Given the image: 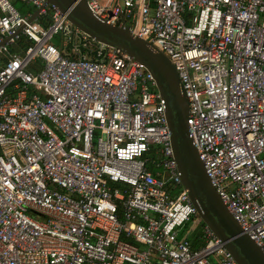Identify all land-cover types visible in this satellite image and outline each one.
I'll use <instances>...</instances> for the list:
<instances>
[{"label": "built area", "instance_id": "1", "mask_svg": "<svg viewBox=\"0 0 264 264\" xmlns=\"http://www.w3.org/2000/svg\"><path fill=\"white\" fill-rule=\"evenodd\" d=\"M86 1L171 61L210 182L264 252V0ZM26 2L0 0V264H237L207 225L180 234L197 211L153 75L103 43L70 59L51 39L78 29Z\"/></svg>", "mask_w": 264, "mask_h": 264}, {"label": "water", "instance_id": "2", "mask_svg": "<svg viewBox=\"0 0 264 264\" xmlns=\"http://www.w3.org/2000/svg\"><path fill=\"white\" fill-rule=\"evenodd\" d=\"M55 5L70 24L78 29L69 36H63L60 48L81 56L89 54L100 59L95 43L118 48L142 63L153 75L157 90L165 104V116L170 132V144L182 186L187 190L197 215L221 240L237 264H264V252L258 244L243 231L212 186L198 151L194 145L187 124L189 102L182 88L177 72L162 51L150 41L140 38L129 30L108 23L94 13L86 0H47ZM35 11L30 20L36 16ZM20 29L16 31L18 33ZM89 37V44L83 45ZM6 38L3 42L7 41ZM66 40L65 44L63 43Z\"/></svg>", "mask_w": 264, "mask_h": 264}, {"label": "rangeland", "instance_id": "3", "mask_svg": "<svg viewBox=\"0 0 264 264\" xmlns=\"http://www.w3.org/2000/svg\"><path fill=\"white\" fill-rule=\"evenodd\" d=\"M13 5L19 10L22 15H26L28 13H32L34 11V6L32 3H27L26 0H11ZM62 40V34L55 35L51 41L53 44L60 48ZM75 56H79L78 54H74ZM85 58H91L89 54H85ZM155 160H158L157 157H153ZM181 235L191 236L192 234L201 235L203 233L202 228V220L197 215L191 221L187 222L184 227L180 228Z\"/></svg>", "mask_w": 264, "mask_h": 264}, {"label": "trees", "instance_id": "4", "mask_svg": "<svg viewBox=\"0 0 264 264\" xmlns=\"http://www.w3.org/2000/svg\"><path fill=\"white\" fill-rule=\"evenodd\" d=\"M29 44H30V41L25 36L20 35L19 38L15 41V43H12L8 46V51L9 52H20L23 49H25ZM35 69H37V66L34 64V62H32L28 66V70L34 72ZM146 154H147V156H149V158L154 159L153 157L156 156L155 148L152 147L151 150H149V152H147ZM203 225H204V223H202V226ZM197 245H198V243L196 242V240L194 238L193 247H196Z\"/></svg>", "mask_w": 264, "mask_h": 264}, {"label": "crops", "instance_id": "5", "mask_svg": "<svg viewBox=\"0 0 264 264\" xmlns=\"http://www.w3.org/2000/svg\"><path fill=\"white\" fill-rule=\"evenodd\" d=\"M24 51V49L22 50V51H20V52H23ZM63 52H65L66 54H68L69 55V53L67 52V51H63ZM9 53H14V52H9ZM74 54H75V52H74ZM76 54H78L77 52H76ZM79 56H81L80 54H78ZM75 56V55H74ZM3 60L5 61L6 60V57H4L3 58ZM37 63H39V62H37ZM36 66H37V69H38V65L37 64H35ZM202 228H203V226H202ZM192 236H193V238H195L196 237V234L194 233V234H192ZM196 239V238H195ZM198 243V242H197ZM199 244V243H198Z\"/></svg>", "mask_w": 264, "mask_h": 264}]
</instances>
